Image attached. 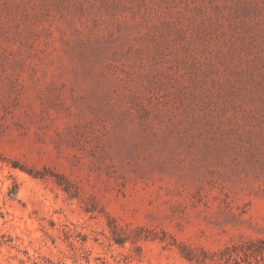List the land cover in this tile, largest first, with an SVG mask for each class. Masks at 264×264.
<instances>
[{
    "label": "rangeland",
    "instance_id": "1",
    "mask_svg": "<svg viewBox=\"0 0 264 264\" xmlns=\"http://www.w3.org/2000/svg\"><path fill=\"white\" fill-rule=\"evenodd\" d=\"M0 264H264V0H0Z\"/></svg>",
    "mask_w": 264,
    "mask_h": 264
},
{
    "label": "trees",
    "instance_id": "2",
    "mask_svg": "<svg viewBox=\"0 0 264 264\" xmlns=\"http://www.w3.org/2000/svg\"><path fill=\"white\" fill-rule=\"evenodd\" d=\"M36 176L37 175H40L39 173H37V174H35ZM250 242H252V240L250 241ZM183 255L187 258V259H189L190 261H193V260H197L198 258H196V256L193 254V252L189 249L188 251L186 250V251H183ZM201 261V260H200Z\"/></svg>",
    "mask_w": 264,
    "mask_h": 264
}]
</instances>
